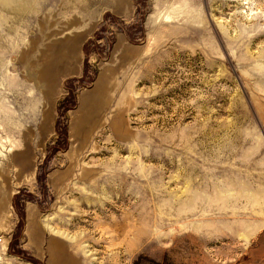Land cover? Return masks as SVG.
Masks as SVG:
<instances>
[{"label": "rangeland", "instance_id": "obj_1", "mask_svg": "<svg viewBox=\"0 0 264 264\" xmlns=\"http://www.w3.org/2000/svg\"><path fill=\"white\" fill-rule=\"evenodd\" d=\"M112 4L0 0V264H264V0Z\"/></svg>", "mask_w": 264, "mask_h": 264}, {"label": "bare ground", "instance_id": "obj_2", "mask_svg": "<svg viewBox=\"0 0 264 264\" xmlns=\"http://www.w3.org/2000/svg\"><path fill=\"white\" fill-rule=\"evenodd\" d=\"M102 95H103L102 92L97 90V93H95V95L93 97L85 99L84 101H82L81 106H82V108H84L83 109L84 114H82L81 117H79L77 119V122H76L77 128L79 130H80V124H83L84 122H86L91 114L98 111V109L102 107V103H103L102 99H101Z\"/></svg>", "mask_w": 264, "mask_h": 264}, {"label": "crops", "instance_id": "obj_3", "mask_svg": "<svg viewBox=\"0 0 264 264\" xmlns=\"http://www.w3.org/2000/svg\"><path fill=\"white\" fill-rule=\"evenodd\" d=\"M118 1H120V0H113V4L117 3ZM113 4H112V5H113Z\"/></svg>", "mask_w": 264, "mask_h": 264}]
</instances>
